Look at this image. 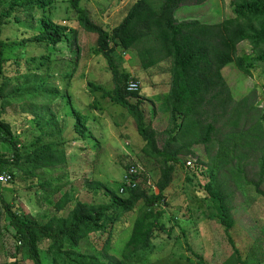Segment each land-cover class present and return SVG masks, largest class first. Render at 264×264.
<instances>
[{"label": "trees", "instance_id": "16d2710c", "mask_svg": "<svg viewBox=\"0 0 264 264\" xmlns=\"http://www.w3.org/2000/svg\"><path fill=\"white\" fill-rule=\"evenodd\" d=\"M57 1L0 0V172L6 170L12 175L9 182L0 183V208L9 220L15 243L8 264H20L22 260L33 264H145L146 257L155 250L154 230L164 229L161 217L165 210L161 205L167 204L165 192L177 163L182 162L181 152L190 150L195 144H204L208 154L222 133L221 121L227 128L218 153L211 156L210 169L205 171L211 177L205 184V191L219 201L221 213H215L214 217L227 230L233 227L224 186L215 172L237 159L239 164L231 168L230 175L242 185L241 161L245 153L238 149L252 140L262 143L258 180L254 185L264 195L260 188L264 182V115L256 116L247 131L239 129L242 118L249 121V116L256 114L258 107L250 104L247 96L235 102L222 70L230 63H235L247 75L256 63H261L264 69V0H231L232 16L215 23L198 18L179 21L176 17L180 5L201 4L205 0H135L123 21L108 27L91 18L89 10L82 5L84 0H65L74 16L52 18ZM69 20H77L84 30L98 35L95 52L105 57L115 76L118 74L114 60L117 48H137L138 55L147 59L144 62L147 67L163 57L169 58L172 64L166 109L170 125L166 142L160 147L158 131L146 119L139 91L127 90L128 81L135 77L124 74L123 82L116 83L112 89L90 80L91 93H100L102 98H108L130 113L137 132L145 141L144 154L162 165L161 176L155 183L156 191L148 184L145 171L131 175L130 184L121 181L118 188L109 183L93 182L88 185L95 194L103 189L101 200L83 201L77 199L74 192L65 191L54 204L55 213L42 222L23 204L9 201L6 196L20 173L27 181L28 189L39 185L45 193L53 185L47 176L59 165L66 164L67 130L72 129L75 136L83 139L92 137L88 113L72 106L70 115L74 123L65 129L67 122L62 124L53 109L55 102L65 98L69 101L71 96L67 84L65 90H61L54 81L55 73L49 65L52 57L62 51L59 44L63 42L77 54L73 60L65 62L67 69L62 72V77L69 79L80 54L77 30L70 28ZM10 23L16 24L20 32L23 29L32 32L16 39L4 38V26ZM243 41H249L253 52L238 54V45ZM28 42L41 44L46 52L22 57L29 56ZM19 50L23 52L20 54ZM42 65L45 68L40 70L38 67ZM10 73L14 75H7ZM23 86L25 90H22ZM6 101L18 102L23 105V111L31 112L28 119L33 125L22 140L3 117ZM98 105L96 102L92 107ZM229 126L231 131H228ZM134 164L128 165L127 170ZM39 169L43 174L38 172ZM34 193L38 195L39 191L36 189ZM70 203L72 206L68 207ZM139 203L140 213L133 221L130 234L120 249L113 252L114 223ZM66 208L68 211L64 213ZM45 240L49 242L43 248L41 244ZM100 240L103 241L101 244ZM223 264L254 263L237 257Z\"/></svg>", "mask_w": 264, "mask_h": 264}, {"label": "rangeland", "instance_id": "374dc122", "mask_svg": "<svg viewBox=\"0 0 264 264\" xmlns=\"http://www.w3.org/2000/svg\"><path fill=\"white\" fill-rule=\"evenodd\" d=\"M134 2L135 0H84L82 5L89 10L91 18L97 24L108 27L121 23ZM230 3L231 0H205L201 4H182L176 11V17L179 21L198 18L209 23L220 22L232 16ZM54 5L56 10H52V18L74 16L68 1L58 0ZM67 24L77 30L80 54L69 79L62 77V72L67 69L65 62L73 60L77 54H73L63 42L59 44L63 47L62 51L52 57L53 61L49 65L55 73L54 81L61 90H65L64 85L67 84V92L71 96L69 101L65 98L55 102L53 109L62 124L67 122L65 129L71 128L74 123L70 115L72 106L88 113L93 134L92 137L83 139L75 136L72 129L66 131V164L59 165L47 176L53 185L45 193L39 185H32L28 189L27 181L22 179L21 173L10 185L7 200L23 204L42 222L55 213L54 204L65 191L74 192L75 197L83 201L101 200L103 189L99 194H95L88 184L103 182L118 188L121 181H124L123 175L127 166L133 163L139 166V170L147 173L148 184L156 191L155 183L161 176L162 165L144 154L145 141L137 132L136 122L130 113L108 98H102L100 93H91L88 87L90 80L112 89L116 83L123 82L124 74L135 77L141 83L138 91L143 99L146 119L151 121L158 131L160 147L166 142V132L170 125L166 105L172 62L168 57H163L147 67L144 63L147 59L138 55L137 48H117L114 60L118 74L115 76L105 57L95 52L98 35L84 30L77 20H69ZM23 31L20 32L16 24H6L3 37L16 39L32 32L28 29ZM27 51L29 56L22 57L46 52L41 44L35 42H28ZM22 52L23 50H19L20 54ZM251 52L253 50L249 41L238 45L239 55ZM38 68L43 70L45 65ZM251 70V74L247 75L235 63L226 65L222 70L235 102L247 96L248 102L258 107L256 114L249 116V121L242 118L239 129L245 131L254 124L256 116L259 118L264 115V69L261 63H256ZM7 75L13 76L14 73ZM25 89L23 86L22 90ZM96 102L99 105L93 108ZM5 106L7 109L3 117L22 140L24 133L33 125L28 119L31 112L23 111V105L18 102L6 101ZM154 108L156 112L153 111ZM219 126L222 133L217 136L209 155L204 144H195L190 150L181 152L182 162L177 163L173 179L165 192L167 204L161 205L165 210L161 217L164 229L154 230L155 250L146 257L145 264H199V261H202V264H223L237 257L254 264H264V195L260 194L254 185L258 180L259 156L263 144L252 140L238 149L245 153L244 160L241 161L242 185H238L230 175L231 168L239 164L237 159L222 165L215 172L218 180L223 183L226 203L234 221L233 227L227 230L226 226L214 217L215 213H221L219 201L205 191V184L211 179L205 171L210 169L211 156L218 153L219 143L223 142L227 128L223 121ZM231 130L232 127L229 126L228 131ZM38 172L43 174L42 169ZM41 174H38V177H41ZM260 188L264 190V182ZM36 189L39 191L38 195L34 193ZM140 204L135 209L123 213L121 219L114 223L111 237L113 252L120 249L130 234L133 221L140 213ZM71 206L70 203L68 207ZM67 211L68 208L64 213ZM8 221L0 208L1 264H8L15 250L12 228ZM48 242L45 240L41 247L45 248ZM98 242L101 244L103 241ZM20 264L33 263L22 260Z\"/></svg>", "mask_w": 264, "mask_h": 264}, {"label": "built area", "instance_id": "2783aa9c", "mask_svg": "<svg viewBox=\"0 0 264 264\" xmlns=\"http://www.w3.org/2000/svg\"><path fill=\"white\" fill-rule=\"evenodd\" d=\"M140 85H141V83L139 80L131 78L128 81L127 90L130 92L137 91L140 88ZM138 172H139V166L138 165L130 166V168L128 169V171L124 175V181H126L128 184H130L131 183V175L136 174ZM11 178H12V175L8 171L4 170V171L0 172V182L1 183H7L11 180Z\"/></svg>", "mask_w": 264, "mask_h": 264}, {"label": "clouds", "instance_id": "9594fccd", "mask_svg": "<svg viewBox=\"0 0 264 264\" xmlns=\"http://www.w3.org/2000/svg\"><path fill=\"white\" fill-rule=\"evenodd\" d=\"M130 79H131V78H130ZM134 79H136V78H134ZM136 80H137V79H136ZM127 84H128V83H127ZM137 91H138V90H137ZM133 92H135V91H133ZM134 165H136V164H134ZM131 166H132V165H131ZM129 168H130V167H129ZM127 171H128V170H127ZM127 171H126V172H127ZM140 171H141V170H139V172H140ZM139 172H138V173H139ZM125 174H126V173H125ZM125 174H124V175H125ZM136 174H137V173H136ZM124 175H123V178H124ZM0 183H1V182H0ZM2 184H4V183H2ZM152 187H154V186H152Z\"/></svg>", "mask_w": 264, "mask_h": 264}]
</instances>
